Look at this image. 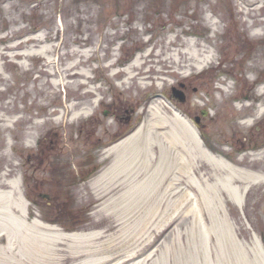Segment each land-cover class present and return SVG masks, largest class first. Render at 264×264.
<instances>
[{
    "label": "rangeland",
    "instance_id": "374dc122",
    "mask_svg": "<svg viewBox=\"0 0 264 264\" xmlns=\"http://www.w3.org/2000/svg\"><path fill=\"white\" fill-rule=\"evenodd\" d=\"M263 3L0 0V190L18 186L27 221L100 231L93 254L112 250L119 264H264V182L186 148L197 184L182 176L190 196L177 209L175 194L152 197L147 205L160 207L147 215L133 189L107 206L90 183L111 166L107 149L146 124L154 104L169 118L197 116L215 158L264 172ZM193 54L209 63L197 68ZM227 182L248 184L241 207Z\"/></svg>",
    "mask_w": 264,
    "mask_h": 264
},
{
    "label": "bare ground",
    "instance_id": "6f19581e",
    "mask_svg": "<svg viewBox=\"0 0 264 264\" xmlns=\"http://www.w3.org/2000/svg\"><path fill=\"white\" fill-rule=\"evenodd\" d=\"M42 52L46 51L42 49ZM190 57L197 68L209 63L205 56L199 58L193 54ZM160 110L157 104L150 106L151 119L146 124H140L133 132L107 149L106 152L114 156L111 166L90 182L96 199H104V205H116L126 195L129 197L133 189L135 195L141 198L142 204L146 205L144 210L147 215L157 212L160 207L157 200L147 205L152 197L162 201L167 195L175 194L177 202L169 201V204L176 205V209L181 207L190 196V191L182 190V176L185 175L191 185L197 184L192 174V162L186 154L187 149L194 151L193 159L197 155L212 167L217 165L233 175L239 173L246 183L264 182V172L240 170L224 159L215 158L204 149L180 116L171 114L169 118L160 115ZM231 184H224L223 190L235 205L241 207V194H246L248 184L245 188ZM17 187L10 182L0 190V264L120 263V259H113L115 255L110 253L112 250L100 255L93 254L92 251L97 248L94 247L95 244L99 243L102 237L100 231L64 233L35 218L27 221V202L18 195L14 196ZM98 210L106 211L103 206ZM187 212L194 216L192 209ZM193 223L195 224L194 221ZM145 225L144 232H147L152 222ZM67 242L73 243L74 246H67ZM109 249H113V245ZM87 252L89 254H86ZM85 254V258L79 259ZM126 259L129 261L128 257ZM162 260L163 257H160L150 264H162ZM132 264L144 263L137 261Z\"/></svg>",
    "mask_w": 264,
    "mask_h": 264
},
{
    "label": "water",
    "instance_id": "95a60500",
    "mask_svg": "<svg viewBox=\"0 0 264 264\" xmlns=\"http://www.w3.org/2000/svg\"><path fill=\"white\" fill-rule=\"evenodd\" d=\"M171 96L175 99H178L179 101H183V96L178 91H173ZM198 120V119H196Z\"/></svg>",
    "mask_w": 264,
    "mask_h": 264
},
{
    "label": "trees",
    "instance_id": "16d2710c",
    "mask_svg": "<svg viewBox=\"0 0 264 264\" xmlns=\"http://www.w3.org/2000/svg\"><path fill=\"white\" fill-rule=\"evenodd\" d=\"M67 221L71 222V220H67Z\"/></svg>",
    "mask_w": 264,
    "mask_h": 264
}]
</instances>
